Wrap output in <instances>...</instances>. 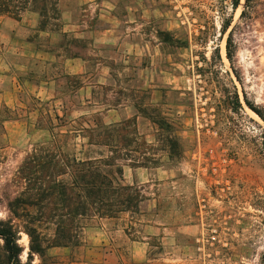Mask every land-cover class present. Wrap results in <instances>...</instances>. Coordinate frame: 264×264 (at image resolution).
<instances>
[{
    "label": "rangeland",
    "instance_id": "374dc122",
    "mask_svg": "<svg viewBox=\"0 0 264 264\" xmlns=\"http://www.w3.org/2000/svg\"><path fill=\"white\" fill-rule=\"evenodd\" d=\"M65 3L78 5L76 30L65 26ZM59 9L60 20L43 28L32 11L20 21L0 16V220L12 215L9 201H22V163L50 144V129L65 152L79 153L87 139L76 130L86 122L132 119L120 134L123 162L147 163L155 176L136 185L149 199L127 213L129 237L142 239L147 224L169 228L147 234L149 256L164 264H264V121L245 103L264 112L260 25L240 24L232 0H59ZM237 24L230 61L226 41ZM67 58L83 72L64 74ZM17 211L22 223L26 211ZM101 223L89 222L78 246L44 244L41 256L21 230V261L86 264L99 252L85 232ZM41 231L52 237L54 226Z\"/></svg>",
    "mask_w": 264,
    "mask_h": 264
},
{
    "label": "trees",
    "instance_id": "16d2710c",
    "mask_svg": "<svg viewBox=\"0 0 264 264\" xmlns=\"http://www.w3.org/2000/svg\"><path fill=\"white\" fill-rule=\"evenodd\" d=\"M242 2L232 0L234 11L242 7L240 24L244 21L248 28L259 24L264 32V0ZM29 11L42 18V28L61 17L59 0H0V16L20 21ZM231 23L229 21L223 25L224 34ZM238 27L239 24L235 25L226 41L230 61L236 54L233 37ZM234 94L238 108L242 109L238 92ZM245 103L264 121L263 110L250 104L246 97ZM134 121L106 124L93 118L92 124L86 122L87 127L76 130L84 132L83 137L87 139L84 150L79 153L65 152L64 145L53 132L56 127L50 129V144L42 145L39 150L34 149L22 163V201L17 198L9 201L12 215L0 220V264H23L19 244L21 230L31 240V255L36 253L41 256L46 248L44 244L49 247L78 246L87 224L95 219H116L123 214L138 213L141 204L149 197L142 193L143 187L125 182L124 168L150 167L132 158L128 163L123 162L119 149L121 132L129 129ZM66 136L62 135L64 139ZM126 143L130 148L132 139ZM21 205L26 214L22 215V223H16L15 220L21 218L17 211ZM33 208L37 210L35 213L29 211ZM46 223L54 226L52 237H47L41 231ZM35 242L38 249L33 247Z\"/></svg>",
    "mask_w": 264,
    "mask_h": 264
},
{
    "label": "crops",
    "instance_id": "0c3cea01",
    "mask_svg": "<svg viewBox=\"0 0 264 264\" xmlns=\"http://www.w3.org/2000/svg\"><path fill=\"white\" fill-rule=\"evenodd\" d=\"M89 1V0H87ZM91 1V0H90ZM78 5H73L68 7L65 3L63 11V20L65 22L66 28L72 27L73 30H76L77 26L70 25L71 17L76 13V8ZM75 23V22H71ZM97 31V30H96ZM28 43V42H27ZM40 53V52H39ZM24 56H27L25 53ZM37 56H42V59L50 61L47 54H38ZM76 60L74 58H67L65 61L64 74L74 75L82 73L83 71H75ZM22 75L26 74L25 66L22 65ZM25 81L27 85V79L22 77V82ZM47 85V82L45 83ZM54 87V86H53ZM44 89V88H42ZM42 93H40L41 95ZM112 124V123H110ZM155 174L152 169L148 168H124V180L129 185H145L153 181ZM155 200V197L151 198ZM144 202L142 206H144ZM142 208V207H141ZM142 216H146V211H141ZM124 216L129 220L124 225L120 224L117 226L112 223L116 221H122ZM133 217H130L129 214L122 215L116 219H104L101 220L100 228H89L86 230L85 234L88 237V244L99 252L97 255H92L86 260V264H164L167 260L163 256L152 258L149 256L150 243L148 242L147 234H156L162 231H166L169 228L161 226H151L146 225L145 231L143 232L144 237L139 240L131 239L128 233L131 231L130 224L132 225ZM146 235V236H145Z\"/></svg>",
    "mask_w": 264,
    "mask_h": 264
}]
</instances>
